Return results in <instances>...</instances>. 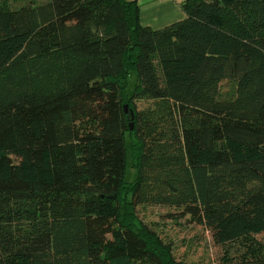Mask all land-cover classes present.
<instances>
[{
    "label": "trees",
    "instance_id": "1",
    "mask_svg": "<svg viewBox=\"0 0 264 264\" xmlns=\"http://www.w3.org/2000/svg\"><path fill=\"white\" fill-rule=\"evenodd\" d=\"M181 9L153 29L137 0H0V264H188L156 205L218 264H264V0Z\"/></svg>",
    "mask_w": 264,
    "mask_h": 264
},
{
    "label": "rangeland",
    "instance_id": "2",
    "mask_svg": "<svg viewBox=\"0 0 264 264\" xmlns=\"http://www.w3.org/2000/svg\"><path fill=\"white\" fill-rule=\"evenodd\" d=\"M28 1L9 0V5L14 8ZM127 159L129 165L131 162L129 153ZM135 177L136 169L127 166L123 176L124 181L132 182ZM176 211L172 207L156 205L139 207L137 214L146 224L155 228L165 241L172 244L173 255L177 261L188 264H218L225 248L214 244L209 232L202 226L188 222V216L178 220L168 216L169 213L175 214ZM258 239L264 241V237L259 236Z\"/></svg>",
    "mask_w": 264,
    "mask_h": 264
},
{
    "label": "crops",
    "instance_id": "3",
    "mask_svg": "<svg viewBox=\"0 0 264 264\" xmlns=\"http://www.w3.org/2000/svg\"><path fill=\"white\" fill-rule=\"evenodd\" d=\"M184 0H137L140 23L159 29L184 18L181 9Z\"/></svg>",
    "mask_w": 264,
    "mask_h": 264
},
{
    "label": "water",
    "instance_id": "4",
    "mask_svg": "<svg viewBox=\"0 0 264 264\" xmlns=\"http://www.w3.org/2000/svg\"><path fill=\"white\" fill-rule=\"evenodd\" d=\"M124 110L127 111V105L124 106ZM131 117H132V116H131ZM132 125H133V124L130 122V123H129V128H130V130H132V128H133Z\"/></svg>",
    "mask_w": 264,
    "mask_h": 264
}]
</instances>
